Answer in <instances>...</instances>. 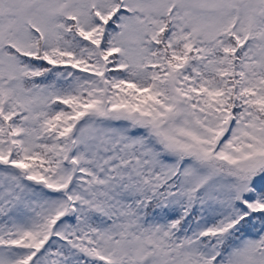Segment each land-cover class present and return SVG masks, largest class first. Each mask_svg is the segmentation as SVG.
<instances>
[{
	"label": "snow or ice",
	"instance_id": "6c2138e0",
	"mask_svg": "<svg viewBox=\"0 0 264 264\" xmlns=\"http://www.w3.org/2000/svg\"><path fill=\"white\" fill-rule=\"evenodd\" d=\"M0 264H264V0H0Z\"/></svg>",
	"mask_w": 264,
	"mask_h": 264
}]
</instances>
